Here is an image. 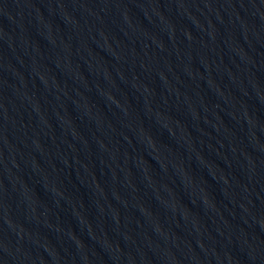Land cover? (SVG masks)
<instances>
[{
  "label": "water",
  "instance_id": "obj_1",
  "mask_svg": "<svg viewBox=\"0 0 264 264\" xmlns=\"http://www.w3.org/2000/svg\"><path fill=\"white\" fill-rule=\"evenodd\" d=\"M0 264H264V0H32Z\"/></svg>",
  "mask_w": 264,
  "mask_h": 264
}]
</instances>
